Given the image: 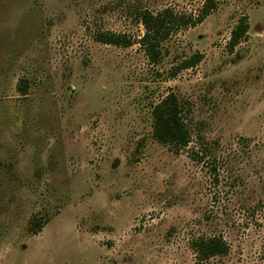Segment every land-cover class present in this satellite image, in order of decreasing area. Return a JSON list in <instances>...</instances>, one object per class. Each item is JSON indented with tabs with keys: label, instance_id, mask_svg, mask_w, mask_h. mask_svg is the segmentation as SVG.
Instances as JSON below:
<instances>
[{
	"label": "rangeland",
	"instance_id": "obj_1",
	"mask_svg": "<svg viewBox=\"0 0 264 264\" xmlns=\"http://www.w3.org/2000/svg\"><path fill=\"white\" fill-rule=\"evenodd\" d=\"M205 5L151 63L139 12ZM169 93L177 152L152 136ZM212 236L228 252L199 263ZM0 264H264V0H0Z\"/></svg>",
	"mask_w": 264,
	"mask_h": 264
},
{
	"label": "trees",
	"instance_id": "obj_2",
	"mask_svg": "<svg viewBox=\"0 0 264 264\" xmlns=\"http://www.w3.org/2000/svg\"><path fill=\"white\" fill-rule=\"evenodd\" d=\"M209 9L205 5L198 15L179 13L170 7L155 13L149 10H141L138 19L144 28V33L140 38V43L149 61L151 63L159 62L162 42L172 34L200 23L209 13ZM247 29V19L240 18L231 31L229 46L234 47L246 35ZM94 38L98 42L116 46L126 47L132 44V38L129 35L111 30L97 32ZM200 59V54H193L182 62L180 68L192 67ZM184 107L174 93H169L153 105L151 110L153 138L162 144L171 146L176 152L186 147L191 141V133L183 115ZM210 152L208 145L201 144L197 150H193L192 158L196 162H202ZM30 228L36 233L40 229V225L38 223L35 227L32 222ZM191 247L199 263L206 262L216 255H225L228 252L226 242L222 237L216 236L196 238Z\"/></svg>",
	"mask_w": 264,
	"mask_h": 264
}]
</instances>
